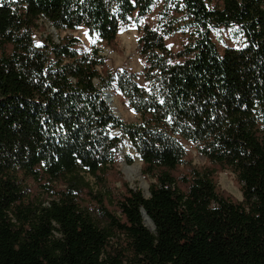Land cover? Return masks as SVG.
<instances>
[{
    "label": "trees",
    "instance_id": "1",
    "mask_svg": "<svg viewBox=\"0 0 264 264\" xmlns=\"http://www.w3.org/2000/svg\"><path fill=\"white\" fill-rule=\"evenodd\" d=\"M221 1L0 0V264H264V0ZM158 5L156 27L139 28L140 73H114L71 34L35 41L46 20L114 48ZM233 27L244 42L221 52L212 32ZM107 90L137 123L116 116ZM117 130L149 197L123 183L114 198ZM224 171L242 200L218 186Z\"/></svg>",
    "mask_w": 264,
    "mask_h": 264
},
{
    "label": "rangeland",
    "instance_id": "2",
    "mask_svg": "<svg viewBox=\"0 0 264 264\" xmlns=\"http://www.w3.org/2000/svg\"><path fill=\"white\" fill-rule=\"evenodd\" d=\"M210 4V8H220L222 6L221 0H208ZM161 6L158 5L153 9V11L137 21L133 22L127 28H123L118 36V41L116 46L107 47L104 44H100L97 39L91 38L88 36V33L85 29L78 30L76 32H62L60 34L57 31L53 30L50 24L46 20H42L39 24V29L35 32V41L36 43H42L43 39L48 35H51L54 41L59 42L60 36H64L65 34H71L78 37L82 41V48L89 49L92 46L97 47L101 51V55L106 58V64L108 68H110L114 73H120L123 71H131L135 73H140L143 70V62L139 58L138 55V38H139V28L141 26L149 25L153 28L157 25V20L160 14ZM87 33V35L85 34ZM212 39L217 45L218 49L222 52L226 48L229 47H239L243 44L244 38L238 31L236 27L233 28H221L218 30H214L212 32ZM95 41V42H93ZM186 38L180 33L176 34L173 37L167 38V45L174 52H178L183 48V45L186 43ZM140 82L143 83L142 79ZM112 93V92H111ZM113 94V93H112ZM113 100L116 103V109L112 107L115 114L122 118L124 121L128 123H137L138 116L130 110H127L123 105L120 97H116L113 95ZM112 100V101H113ZM111 105V104H110ZM118 131V130H117ZM113 132L115 136L123 139L122 145L126 144V137L123 136V133L118 131ZM190 153L193 158L194 164L198 166H203L206 164V159L199 155L196 151L190 148ZM133 156L135 162L133 165H129L126 162L127 156ZM136 165V157L129 147L126 151L120 150L119 164L116 170L117 173H112L110 176V188L113 192L114 198L118 197V195L123 192V183H126L129 188L133 190H141L146 197H149V183L144 179L142 175V163L140 164V179L135 180L134 182L129 181L128 176L136 175L137 171L135 168ZM92 180V179H91ZM94 182V180H93ZM142 185L147 187V194H145V190L142 188ZM218 186L224 192L232 195L238 200H242V192L240 185H238L234 174L229 171L221 172L218 176ZM29 188L34 190L36 193V186H33L29 183ZM108 207L110 210L115 211V206L112 203H108ZM89 210L93 220L100 226L105 227L107 221L103 218L97 211H95L94 206L90 207Z\"/></svg>",
    "mask_w": 264,
    "mask_h": 264
},
{
    "label": "bare ground",
    "instance_id": "3",
    "mask_svg": "<svg viewBox=\"0 0 264 264\" xmlns=\"http://www.w3.org/2000/svg\"><path fill=\"white\" fill-rule=\"evenodd\" d=\"M105 93H107V91H106ZM110 104H111V106H113L115 109L117 108V107H116L117 105H116V103H115L114 100H113V101H110ZM128 147H129V144H128V143L124 144V145H123V151H126ZM135 168H136L137 174H136V175H133V176H132V175L128 176V179H129V181H131V182H134L135 180H141V179H140V163H139V161H138L137 158H136V165H135ZM142 188L145 190V194H147V187H145V185H142ZM144 221H145V225H146L150 230L153 231V230H154V226H153L151 220L147 217L146 214L144 215Z\"/></svg>",
    "mask_w": 264,
    "mask_h": 264
},
{
    "label": "water",
    "instance_id": "4",
    "mask_svg": "<svg viewBox=\"0 0 264 264\" xmlns=\"http://www.w3.org/2000/svg\"><path fill=\"white\" fill-rule=\"evenodd\" d=\"M52 29L55 31L54 28H52ZM105 92H106V91H105ZM104 99H105V101L110 105V101L113 100V94L111 93L110 90H107V93H105ZM110 106H111V105H110ZM116 116H117V115H116ZM117 132H118V131H116L115 134H116ZM126 143L129 144V149L132 150V152L135 154V157L138 159L139 163L141 164L140 157H139L138 153L136 152V150L133 148V146H132V144H131V142H130V140H129L128 138H126ZM120 150L123 152V145H121ZM148 195H150V194L148 193ZM145 196H146V195H145ZM142 215H143V217H144V215H145V212H144L143 210H142Z\"/></svg>",
    "mask_w": 264,
    "mask_h": 264
},
{
    "label": "snow or ice",
    "instance_id": "5",
    "mask_svg": "<svg viewBox=\"0 0 264 264\" xmlns=\"http://www.w3.org/2000/svg\"><path fill=\"white\" fill-rule=\"evenodd\" d=\"M135 2V0H133V3ZM86 35H87V33H85ZM93 42H95V41H93Z\"/></svg>",
    "mask_w": 264,
    "mask_h": 264
}]
</instances>
